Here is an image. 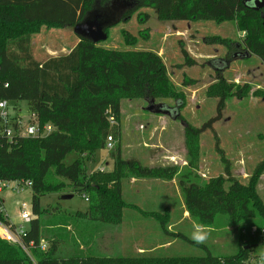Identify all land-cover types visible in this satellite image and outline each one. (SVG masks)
Here are the masks:
<instances>
[{
    "label": "trees",
    "instance_id": "1",
    "mask_svg": "<svg viewBox=\"0 0 264 264\" xmlns=\"http://www.w3.org/2000/svg\"><path fill=\"white\" fill-rule=\"evenodd\" d=\"M110 1L0 0V100H24L28 103V111L37 115L41 125L52 123L56 127L46 136L20 137L13 143L4 142L0 148V178L33 181V205L37 217L31 223L29 238L37 244L45 240L49 245L47 250L34 248L36 259L40 264H244L253 247L263 239L264 203L256 193L255 185L264 170V160L249 184L234 182L229 191L224 189V176L201 181L192 170L180 176L186 210L197 223L213 226L217 215L224 213L232 224H238L239 249L232 256L222 258L211 252L203 256H163L158 251L134 252L132 256L93 252L85 255L79 250L78 242L89 240L83 235V226L106 223L109 215L120 223L124 209L136 207L124 198L120 180L124 169L135 173L134 177L142 178L176 175L175 168L154 169L138 159L126 160L122 156L121 96L157 97L173 91L159 54L105 49L98 46L100 42L82 37L66 54L45 60H37L33 54L31 33L26 27L42 24L74 27L88 11ZM130 1L133 8L124 16L150 6L168 20L234 21L245 33L242 43L245 52H239L237 46L235 49L228 46L230 57L255 55L264 64V7L256 9L245 0ZM183 54L187 63L196 64L185 49ZM218 81L220 83L214 87H218L220 93L218 114L201 128H189L196 134L213 128L221 119L225 100L228 93H232V86L226 85L223 76ZM244 92L246 90L241 87L235 93L243 96ZM178 102L181 106V99ZM110 116H114V124ZM177 117L181 118V114ZM109 136L117 141L111 151L114 159V168L109 173L112 187L99 183L97 174L88 172L81 156L70 165L64 163L66 155L73 150L93 156L95 150L107 146ZM226 172L228 176L231 174L228 166ZM56 177L64 178L73 190L88 196L90 205L86 212L59 214L56 207L52 210L41 208V196L66 186ZM145 214L158 221L161 229L174 238L180 236L192 241L181 232L170 233L169 213ZM69 226L74 227L73 234H70ZM253 226L258 228L254 234L251 233ZM77 236L80 239L77 240ZM0 264L33 263L19 246L0 238Z\"/></svg>",
    "mask_w": 264,
    "mask_h": 264
},
{
    "label": "rangeland",
    "instance_id": "2",
    "mask_svg": "<svg viewBox=\"0 0 264 264\" xmlns=\"http://www.w3.org/2000/svg\"><path fill=\"white\" fill-rule=\"evenodd\" d=\"M103 6L118 17L121 14V20L109 28L108 39L98 46L125 53L153 51L159 54L173 90L166 96H121L123 158L138 159L154 169L171 167L176 170L172 178H142L134 177L135 173L124 169L120 179L124 198L128 203L162 214L170 206V233L181 232L192 240L193 224L197 222L190 214L184 215L187 210L180 186L181 174L192 170L201 181L224 176V189L229 191L234 182L249 184L264 160V64L255 55L230 57L228 46L235 49L237 44L243 43L245 35L234 21L168 20L150 6L124 16L127 9L133 8L130 0H111L99 8ZM26 31L31 33L33 53L40 59L66 54L81 40L72 26L32 25L26 27ZM183 49L196 64L187 63ZM238 51L244 53L245 49L242 46ZM220 76L225 78L227 86H232V93H228L225 100L221 119L213 128L196 134L189 128H201L218 114L220 93L218 87H214L220 83ZM241 87L246 90L243 96L235 93ZM178 99L182 101L181 106ZM9 104L12 112L15 106L21 108L22 117L27 121L26 101L10 100ZM151 104L156 105L157 112L147 109ZM177 114H181V118ZM109 143L112 149L108 147ZM116 144L117 141L108 138L107 146L95 150L93 156L73 150L66 155L64 163L70 165L81 156L88 172L97 174L102 185L112 187L109 173L114 168V159L111 151ZM227 166L231 172L229 176ZM56 180L63 181L66 186L41 196V208L52 210L56 207L59 214L86 212L90 202L85 194L77 193L62 177H56ZM255 191L264 203V170L258 177ZM33 194L29 189L12 197L9 192L4 194L7 196L6 208L13 220H17V201L33 204ZM216 219L213 226H206L211 229L206 243L197 244L180 236L174 238L150 215L144 216L140 210L127 207L120 223L109 215L106 223L83 226V235L89 240H80L78 248L85 255L93 252L132 256L135 255L132 242L138 238L144 240L145 246L172 241V246L158 250L163 256H203L208 252L222 258L232 256L239 249L238 224H232L224 213L218 214ZM68 230L70 234L75 232L72 226ZM76 239L80 238L77 236ZM263 245L258 243L255 251L262 252ZM69 246L71 248V242Z\"/></svg>",
    "mask_w": 264,
    "mask_h": 264
},
{
    "label": "built area",
    "instance_id": "3",
    "mask_svg": "<svg viewBox=\"0 0 264 264\" xmlns=\"http://www.w3.org/2000/svg\"><path fill=\"white\" fill-rule=\"evenodd\" d=\"M21 112L22 109L17 106L12 112L9 101L0 100V148L4 146V142L13 143L20 137L46 136L56 129L52 123L41 125L37 115L30 112L27 121H25ZM109 119L112 124L115 123L114 116H110ZM108 138L109 141L113 140L111 136ZM108 147L112 149V144L109 143ZM28 189L33 191L31 179L0 178V238L19 246L29 256L33 264H40L34 255V248L39 247L42 250H47L49 245L45 240L37 244L34 239L29 238L31 223L37 217L34 212V205L26 201H17V220H13L6 208L7 196L4 195L6 192H9L12 197V195L21 194ZM85 197L88 200V196L85 195ZM257 230L258 228L253 226L251 233L254 234ZM262 237L263 239L259 243H264V233ZM256 246L257 244L254 247ZM254 247L244 260V264H264V261H261V256H264V247L260 253L255 251Z\"/></svg>",
    "mask_w": 264,
    "mask_h": 264
},
{
    "label": "water",
    "instance_id": "4",
    "mask_svg": "<svg viewBox=\"0 0 264 264\" xmlns=\"http://www.w3.org/2000/svg\"><path fill=\"white\" fill-rule=\"evenodd\" d=\"M246 3L253 2L249 4L256 9L264 7V0H245ZM121 17L119 15L113 14L107 6L96 7L86 13L84 18L78 22L73 28L75 33L82 38L89 39L95 43L104 41L108 39V29L119 23ZM250 56L247 54L246 57ZM149 111H156V105L151 104L148 108ZM157 112V111H156ZM249 247V246H247Z\"/></svg>",
    "mask_w": 264,
    "mask_h": 264
},
{
    "label": "crops",
    "instance_id": "5",
    "mask_svg": "<svg viewBox=\"0 0 264 264\" xmlns=\"http://www.w3.org/2000/svg\"><path fill=\"white\" fill-rule=\"evenodd\" d=\"M241 37L243 36V34H241L240 35ZM33 44V43H32ZM34 54V53H33ZM34 56H35V58L37 59V60H45V59H48V58H45V59H40V58H38L35 54H34ZM50 57H52V56H50ZM241 57V56H240ZM240 57H236V56H234L233 58H240ZM248 57H250V56H248ZM241 58H243V57H241ZM133 181H136V180H133ZM134 205H136V207L135 206H131L132 207V209H138V210H140L141 211V213H143V215L145 216V212H158V211H152V210H147V209H143V208H141V207H139V206H137V204H134ZM184 207V206H183ZM167 208H168V211L166 212V213H169V214H171V208H170V206H167ZM185 211V210H184ZM162 213V212H161ZM186 214H189L188 213V211H185L184 212V215L186 216ZM140 227H141V225H139ZM143 231V230H142ZM144 236H145V234H144ZM145 238H146V236H145ZM141 239H136V240H134L133 242H132V246L134 247V249H135V253H137V252H156V251H158L159 249H162V248H165V247H169V246H172V244H170V243H172V241L171 242H163V243H161L160 241L159 242H157L154 246H145L144 244H143V242H144V240L143 241H140ZM153 254V253H152Z\"/></svg>",
    "mask_w": 264,
    "mask_h": 264
},
{
    "label": "clouds",
    "instance_id": "6",
    "mask_svg": "<svg viewBox=\"0 0 264 264\" xmlns=\"http://www.w3.org/2000/svg\"><path fill=\"white\" fill-rule=\"evenodd\" d=\"M210 232V228L202 224L194 223L190 238L197 244H203L208 240ZM261 261H264V256H261Z\"/></svg>",
    "mask_w": 264,
    "mask_h": 264
},
{
    "label": "flooded vegetation",
    "instance_id": "7",
    "mask_svg": "<svg viewBox=\"0 0 264 264\" xmlns=\"http://www.w3.org/2000/svg\"><path fill=\"white\" fill-rule=\"evenodd\" d=\"M128 10V9H127ZM126 12V11H125ZM124 14V13H123ZM121 15V14H120ZM241 44V45H240ZM237 44V48L239 49L240 47H242V43ZM240 52V51H239ZM243 53V52H242Z\"/></svg>",
    "mask_w": 264,
    "mask_h": 264
}]
</instances>
